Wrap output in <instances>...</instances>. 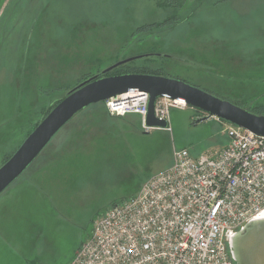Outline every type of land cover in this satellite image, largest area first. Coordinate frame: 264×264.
Listing matches in <instances>:
<instances>
[{
  "label": "rangeland",
  "instance_id": "rangeland-1",
  "mask_svg": "<svg viewBox=\"0 0 264 264\" xmlns=\"http://www.w3.org/2000/svg\"><path fill=\"white\" fill-rule=\"evenodd\" d=\"M179 9V10H178ZM177 10V11H176ZM177 16L173 25L158 26ZM153 24L145 30L138 27ZM247 108L264 103V0H0V165L49 104L118 60ZM191 105L169 129L96 104L76 114L0 193V264H68L113 198L172 163L225 144L227 120ZM35 125V126H36ZM140 185V186H139ZM114 200V199H113Z\"/></svg>",
  "mask_w": 264,
  "mask_h": 264
},
{
  "label": "built area",
  "instance_id": "built-area-1",
  "mask_svg": "<svg viewBox=\"0 0 264 264\" xmlns=\"http://www.w3.org/2000/svg\"><path fill=\"white\" fill-rule=\"evenodd\" d=\"M148 93L104 100L111 115L136 114L144 130ZM181 98H156L154 114L167 122ZM224 146L198 156L173 150L172 163L136 194L93 220L90 235L68 264H234L230 240L264 211V136L229 123Z\"/></svg>",
  "mask_w": 264,
  "mask_h": 264
},
{
  "label": "water",
  "instance_id": "water-1",
  "mask_svg": "<svg viewBox=\"0 0 264 264\" xmlns=\"http://www.w3.org/2000/svg\"><path fill=\"white\" fill-rule=\"evenodd\" d=\"M121 59L71 87L49 110L15 151L0 165V193L21 175L42 152L54 135L88 105L123 93H148L146 123L165 128L167 122L154 114L157 97L181 98L205 114L198 122L215 116L264 136V114L254 113L182 79L144 72L108 74L113 68L138 58ZM230 247L236 264H264V217L252 219L231 237Z\"/></svg>",
  "mask_w": 264,
  "mask_h": 264
},
{
  "label": "trees",
  "instance_id": "trees-1",
  "mask_svg": "<svg viewBox=\"0 0 264 264\" xmlns=\"http://www.w3.org/2000/svg\"><path fill=\"white\" fill-rule=\"evenodd\" d=\"M184 1L185 0H156V5H159V6H171L172 8H174V9H177L178 8V6L182 3H184ZM179 10V9H178ZM177 11V10H176ZM176 18H177V16H173V15H171V16H169V17H167V18H165L164 19V21H162V23H159L158 24V26H163V25H173V24H175V22L177 21L176 20ZM176 20V21H175ZM156 25V23H153V24H147V23H145V24H143V25H141V26H139L138 27V29L139 30H145V29H147V28H150L151 26H155ZM131 61H134V60H131ZM131 61H128V62H131ZM128 62H126V63H124V64H121V65H119V66H116L115 68H113L108 74H116V73H127V72H147V70H151L150 68H148L147 66H140V65H133V66H131V65H129V63ZM65 94H63L60 98H57V99H55L54 101H52L50 104H49V106H48V108H47V110H45V112H44V114H43V116L42 117H44L48 112H49V110L64 96ZM96 104H101V105H103V107H104V109H105V112L107 113V115L108 116H110V117H117V118H123V117H125V116H127V115H131V114H134V113H127V114H125V115H111L108 111H107V108H106V106H105V103H104V101H100V102H96V103H92V104H90V105H88L87 107H85L84 109H82L81 111H83V110H86V109H88V108H91L92 106H96ZM236 104V103H235ZM238 105H240V106H242V107H244V108H246V109H248V110H250V111H252V112H254V113H258V114H264V103H261L260 105H258V106H256V107H254V108H247V107H245V106H243V105H241V104H238ZM80 111V112H81ZM79 112V113H80ZM138 119H139V117H138ZM139 121H140V119H139ZM36 125V124H35ZM35 125L33 126V128L35 127ZM32 128V129H33ZM30 132V131H29ZM28 132V133H29ZM28 133L26 134V136L28 135ZM11 155V154H10ZM10 155H8V156H6V158H5V160L10 156ZM4 160V161H5ZM140 186V185H139ZM139 190V187H138V189L135 191V192H133V193H131V194H129V195H121V196H117L116 198H113L112 199V201H110V204H109V206H108V208L111 206V205H113V204H115V203H118V202H121L122 200H124V199H126V198H128V197H130V196H133L134 194H136L137 193V191ZM107 208V209H108ZM106 209V210H107ZM105 210V211H106ZM104 211V212H105ZM103 213V212H102ZM101 214V213H100ZM99 215V214H98Z\"/></svg>",
  "mask_w": 264,
  "mask_h": 264
},
{
  "label": "bare ground",
  "instance_id": "bare-ground-1",
  "mask_svg": "<svg viewBox=\"0 0 264 264\" xmlns=\"http://www.w3.org/2000/svg\"><path fill=\"white\" fill-rule=\"evenodd\" d=\"M259 217H264V211L259 215ZM259 217H257V218H259ZM234 264H236L235 261H234Z\"/></svg>",
  "mask_w": 264,
  "mask_h": 264
}]
</instances>
